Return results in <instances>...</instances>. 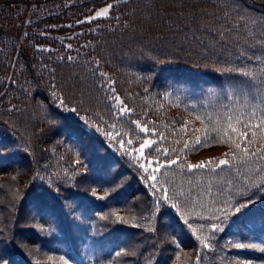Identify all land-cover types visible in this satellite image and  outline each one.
<instances>
[{
    "label": "trees",
    "instance_id": "trees-1",
    "mask_svg": "<svg viewBox=\"0 0 264 264\" xmlns=\"http://www.w3.org/2000/svg\"><path fill=\"white\" fill-rule=\"evenodd\" d=\"M0 264H264V0H0Z\"/></svg>",
    "mask_w": 264,
    "mask_h": 264
},
{
    "label": "rangeland",
    "instance_id": "rangeland-1",
    "mask_svg": "<svg viewBox=\"0 0 264 264\" xmlns=\"http://www.w3.org/2000/svg\"><path fill=\"white\" fill-rule=\"evenodd\" d=\"M109 11H110V4L103 5L97 8L91 15H89L88 19L108 15Z\"/></svg>",
    "mask_w": 264,
    "mask_h": 264
},
{
    "label": "snow or ice",
    "instance_id": "snow-or-ice-1",
    "mask_svg": "<svg viewBox=\"0 0 264 264\" xmlns=\"http://www.w3.org/2000/svg\"><path fill=\"white\" fill-rule=\"evenodd\" d=\"M245 139H247V134H246V133H245ZM128 143H131V141H128ZM196 143H200V141L197 140ZM140 151L142 152L143 149L141 148ZM172 163H176V161L173 160ZM219 163H220L221 165H224V164L227 163V161H226V160H221ZM203 166H204V165H197L196 167H203ZM189 167L191 168L192 166L190 165ZM158 170H159V169H157V171H158ZM151 178H152L153 180L156 179L155 176H152ZM174 206H175V205H174Z\"/></svg>",
    "mask_w": 264,
    "mask_h": 264
}]
</instances>
